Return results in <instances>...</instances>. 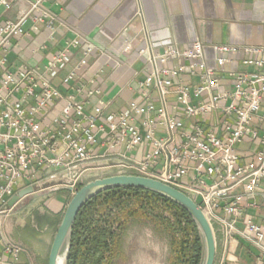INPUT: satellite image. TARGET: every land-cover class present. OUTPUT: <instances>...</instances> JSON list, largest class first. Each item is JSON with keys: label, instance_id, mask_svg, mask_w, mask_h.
Returning <instances> with one entry per match:
<instances>
[{"label": "built area", "instance_id": "2783aa9c", "mask_svg": "<svg viewBox=\"0 0 264 264\" xmlns=\"http://www.w3.org/2000/svg\"><path fill=\"white\" fill-rule=\"evenodd\" d=\"M14 1L1 3L9 10ZM44 1L30 0L27 11L0 25V264H22L23 250L3 229L12 211L4 209L7 201L28 187L32 194L65 188L73 195L90 166L121 168L182 192L223 250L241 240L264 258V214L260 223L250 214L264 211V46L211 45L208 60L197 41L179 48L167 29L148 31L143 47L125 42L121 50L144 59L139 99L104 115V107L87 111L86 102L53 85L71 61L68 49L42 68L10 69L12 40L28 19L53 29ZM81 45L83 57L60 80L77 94L84 86L75 71L95 50L81 38L70 43Z\"/></svg>", "mask_w": 264, "mask_h": 264}, {"label": "crops", "instance_id": "0c3cea01", "mask_svg": "<svg viewBox=\"0 0 264 264\" xmlns=\"http://www.w3.org/2000/svg\"><path fill=\"white\" fill-rule=\"evenodd\" d=\"M29 7L30 0H17L5 10L0 0V25L6 20H16ZM41 8L53 17V29L48 30L43 23L28 19L23 26L24 34L12 40L16 48L7 56L10 69L19 64L42 68L57 52L68 49L71 61L53 85L62 93L75 95L77 101L86 102L87 111L93 105L104 107V115L115 113L128 102L139 99L137 81L143 78L144 59H133L121 50L125 42L132 43L135 50L143 47L148 31L167 29L179 48L197 41L204 46L208 60L213 59L211 45L264 46V0H46ZM34 14L39 16L40 12ZM76 38L95 47L86 57L87 65L75 71V78L84 86V93L80 94L60 84L61 77L83 57L84 45L76 49L70 47ZM98 51L103 56L98 57ZM174 64L168 63L169 66ZM91 89L97 91L88 96L87 91ZM156 97L151 89V98L155 100ZM168 100H173V96H168ZM49 196L45 205L49 211V240H45L46 247L44 245L42 250L27 244L29 239L14 236V225L4 224L5 236L23 250L22 264L47 263L46 254L59 225L57 217L70 193L63 190ZM250 214L260 223L264 211ZM22 226L25 225L20 221L16 227ZM26 226L34 230V225ZM19 239L26 244H20ZM215 242L213 264H264L258 251L241 240L232 242L228 252L223 250L219 239Z\"/></svg>", "mask_w": 264, "mask_h": 264}, {"label": "trees", "instance_id": "16d2710c", "mask_svg": "<svg viewBox=\"0 0 264 264\" xmlns=\"http://www.w3.org/2000/svg\"><path fill=\"white\" fill-rule=\"evenodd\" d=\"M155 207L172 218L169 221L160 217L162 223H158L169 235V264H201L202 238L187 212L157 194L128 187L106 189L79 210L72 228L68 263L112 264V252L118 239L114 231L120 227L119 222L136 221L145 218L147 213L149 218ZM114 208L119 211L115 216L110 215ZM152 220L156 222L158 217Z\"/></svg>", "mask_w": 264, "mask_h": 264}, {"label": "rangeland", "instance_id": "374dc122", "mask_svg": "<svg viewBox=\"0 0 264 264\" xmlns=\"http://www.w3.org/2000/svg\"><path fill=\"white\" fill-rule=\"evenodd\" d=\"M131 155H133V152H129V156ZM127 174L129 173H124L121 168L90 166L78 178L77 188L79 189L87 182L95 179ZM58 189L48 194L41 192L24 197L19 204L13 207L4 222V224L14 225L12 228L14 236L20 235L25 240L29 239V242L26 241L28 242L27 244L31 243L34 246L33 248L37 250H42L45 240H49V211L45 208L49 201V195L63 190L66 191L65 188ZM71 197L72 195L70 194L69 197L65 198L57 217V225ZM118 212V209L114 208L110 215L115 216ZM147 214L145 218L136 221L131 219L126 224L119 222L120 227L118 228L114 226L116 230L114 233H116L118 239L112 252V264H169V235L165 231L164 226L158 223H162L160 217L169 221H172V218L167 212L157 207L152 208L149 218ZM107 215L106 217L110 216L108 213ZM157 217L158 220L154 222L152 219H157ZM20 221L25 226L18 228L16 226ZM27 224L34 225L33 231L35 233L32 230L30 231L29 227L26 226ZM23 239H19V243L24 245L26 243ZM46 255L48 256V252Z\"/></svg>", "mask_w": 264, "mask_h": 264}, {"label": "water", "instance_id": "95a60500", "mask_svg": "<svg viewBox=\"0 0 264 264\" xmlns=\"http://www.w3.org/2000/svg\"><path fill=\"white\" fill-rule=\"evenodd\" d=\"M113 187H128L148 191L164 197L181 207L191 217L201 235L203 244L201 264L214 263L216 242L212 228L202 211L198 209L191 198L154 179L138 175H115L89 181L72 195L52 239L47 256V264H67L72 228L79 210L92 197ZM31 194L32 189L30 187L20 190L7 201L4 209H13L24 197Z\"/></svg>", "mask_w": 264, "mask_h": 264}, {"label": "flooded vegetation", "instance_id": "af4514ba", "mask_svg": "<svg viewBox=\"0 0 264 264\" xmlns=\"http://www.w3.org/2000/svg\"><path fill=\"white\" fill-rule=\"evenodd\" d=\"M69 262H70V260H69ZM67 263H68V259H67ZM68 264H70V263H68Z\"/></svg>", "mask_w": 264, "mask_h": 264}]
</instances>
